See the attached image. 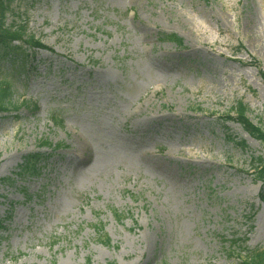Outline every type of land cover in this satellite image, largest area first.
<instances>
[{
  "label": "rangeland",
  "instance_id": "1",
  "mask_svg": "<svg viewBox=\"0 0 264 264\" xmlns=\"http://www.w3.org/2000/svg\"><path fill=\"white\" fill-rule=\"evenodd\" d=\"M9 2L5 24L47 48L0 55V264H241L264 251L252 166L264 141L229 118L241 101L264 133V0ZM33 153L38 172L17 174Z\"/></svg>",
  "mask_w": 264,
  "mask_h": 264
},
{
  "label": "trees",
  "instance_id": "2",
  "mask_svg": "<svg viewBox=\"0 0 264 264\" xmlns=\"http://www.w3.org/2000/svg\"><path fill=\"white\" fill-rule=\"evenodd\" d=\"M10 2L9 0H0V55L3 56L5 59L10 60L14 57H20L22 58V52L21 47L23 43H28V45L31 48L34 49H40V48H47L40 40L33 38L31 35L27 36L29 38L25 41L23 38L26 36V30L24 25H16L11 24L7 25L5 24V14L7 13L8 6ZM167 41H172L176 43L178 46L181 44V38L178 37L175 34H168L163 37ZM18 41L19 44H12V41ZM21 43V44H20ZM262 77L264 79V73L262 74ZM11 95V83L6 80L5 78L0 80V112H4L8 108L9 104V97ZM35 106V105H33ZM238 122L244 127V129L252 136L257 137L258 139L264 141V133L259 127L254 126L252 123L247 121L245 118V114L247 111V107L244 105L243 102L238 101L235 108L233 109ZM50 119L54 123H61L62 120L60 118H57L55 115L51 114ZM43 146H49V147H59L60 144H54L52 145L49 141L43 140L40 142ZM40 153H33L25 155L22 159V162L18 165V173H28V174H34L38 172L39 169V158ZM253 170L256 172L258 178L262 181L263 188L260 193V198L264 202V162L259 158L258 160H255L252 163ZM25 197H30V195L26 192H24ZM113 215L120 219V215L116 212V210L112 211ZM1 220V219H0ZM98 230L99 227H96ZM110 238L105 235L104 237V244H109ZM263 250L254 252L251 255H248L247 258L243 259L241 264H264L263 260Z\"/></svg>",
  "mask_w": 264,
  "mask_h": 264
}]
</instances>
